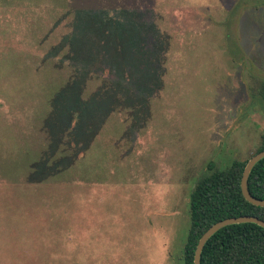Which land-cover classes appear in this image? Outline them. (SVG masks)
Masks as SVG:
<instances>
[{"label": "rangeland", "instance_id": "rangeland-1", "mask_svg": "<svg viewBox=\"0 0 264 264\" xmlns=\"http://www.w3.org/2000/svg\"><path fill=\"white\" fill-rule=\"evenodd\" d=\"M1 6L0 264H183L196 180L264 133L263 0Z\"/></svg>", "mask_w": 264, "mask_h": 264}, {"label": "trees", "instance_id": "trees-1", "mask_svg": "<svg viewBox=\"0 0 264 264\" xmlns=\"http://www.w3.org/2000/svg\"><path fill=\"white\" fill-rule=\"evenodd\" d=\"M54 9L60 8L51 10ZM263 149L264 133L256 152ZM246 162L234 159L230 166L214 169L196 180L188 198L189 228L183 245V264H193L200 236L215 222L242 215L264 220V206L248 202L241 193ZM248 189L254 197L264 199V157L251 170ZM200 264H264V228L251 222L220 228L205 243Z\"/></svg>", "mask_w": 264, "mask_h": 264}, {"label": "water", "instance_id": "water-1", "mask_svg": "<svg viewBox=\"0 0 264 264\" xmlns=\"http://www.w3.org/2000/svg\"><path fill=\"white\" fill-rule=\"evenodd\" d=\"M264 157V149L256 152L253 154L246 162L243 172H242V177L240 181V188H241V193L243 197L250 203L256 205V206H264V199L256 198L254 197L248 189V177L253 169L254 165L261 160ZM244 222H251L255 223L261 227L264 228V220L259 219L256 216H250V215H242V216H237V217H228L224 218L222 220H219L212 224L199 238L195 251H194V258H193V264H200V258H201V252L202 249L207 242V240L215 233L217 232L220 228L230 225V224H235V223H244Z\"/></svg>", "mask_w": 264, "mask_h": 264}]
</instances>
